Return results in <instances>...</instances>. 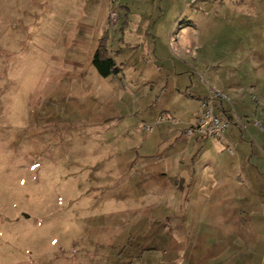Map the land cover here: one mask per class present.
<instances>
[{
    "label": "crops",
    "instance_id": "obj_1",
    "mask_svg": "<svg viewBox=\"0 0 264 264\" xmlns=\"http://www.w3.org/2000/svg\"><path fill=\"white\" fill-rule=\"evenodd\" d=\"M60 3L59 79L72 84L64 94L84 98L71 100L74 110L133 116L106 125L125 132L122 145L113 133L109 139L111 182H131V217L87 236L109 249L106 264H264V64L246 70L194 60L205 45L188 40L190 23L157 19V0H121L114 28L110 0ZM106 32L120 72L104 77L92 58ZM129 96L138 98L132 107ZM205 99L226 123L222 137L186 139ZM156 114L157 131L142 128Z\"/></svg>",
    "mask_w": 264,
    "mask_h": 264
},
{
    "label": "rangeland",
    "instance_id": "obj_2",
    "mask_svg": "<svg viewBox=\"0 0 264 264\" xmlns=\"http://www.w3.org/2000/svg\"><path fill=\"white\" fill-rule=\"evenodd\" d=\"M60 2L0 0V264H106L109 249L91 243L89 231L131 217V182H111L107 159L112 133L122 145L125 132L106 125L133 116L74 110L71 100L84 98L64 94L72 84L59 79ZM164 14L190 23L188 40L205 45L194 60L264 64V0H157V19ZM134 97L124 98L131 107ZM148 117L142 128L157 131V114ZM233 124L250 143L243 123Z\"/></svg>",
    "mask_w": 264,
    "mask_h": 264
},
{
    "label": "built area",
    "instance_id": "obj_3",
    "mask_svg": "<svg viewBox=\"0 0 264 264\" xmlns=\"http://www.w3.org/2000/svg\"><path fill=\"white\" fill-rule=\"evenodd\" d=\"M120 0H110L108 19L111 27H115L118 23V7ZM223 97H226L222 95ZM161 118H159L160 120ZM226 123L222 118L215 114L212 107L211 99H205L202 102L200 112L195 122L186 128L183 135L186 139L198 135L203 140L221 139ZM150 130V127H147Z\"/></svg>",
    "mask_w": 264,
    "mask_h": 264
},
{
    "label": "trees",
    "instance_id": "obj_4",
    "mask_svg": "<svg viewBox=\"0 0 264 264\" xmlns=\"http://www.w3.org/2000/svg\"><path fill=\"white\" fill-rule=\"evenodd\" d=\"M107 41L108 35L106 32L99 38L92 58V64L94 68L101 76L104 77L109 75H117L120 72V67L115 63L114 59L109 54Z\"/></svg>",
    "mask_w": 264,
    "mask_h": 264
}]
</instances>
